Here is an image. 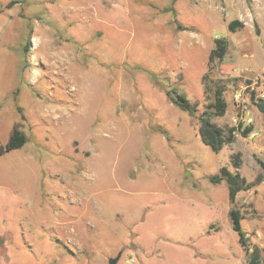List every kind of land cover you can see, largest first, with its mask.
<instances>
[{"label":"rangeland","instance_id":"1","mask_svg":"<svg viewBox=\"0 0 264 264\" xmlns=\"http://www.w3.org/2000/svg\"><path fill=\"white\" fill-rule=\"evenodd\" d=\"M214 85L227 110L212 123L252 127L219 152L199 135ZM250 92L264 99V0H0V145L26 138L0 155V264H247L233 209L264 264ZM222 167L239 175L233 203L211 181Z\"/></svg>","mask_w":264,"mask_h":264},{"label":"trees","instance_id":"2","mask_svg":"<svg viewBox=\"0 0 264 264\" xmlns=\"http://www.w3.org/2000/svg\"><path fill=\"white\" fill-rule=\"evenodd\" d=\"M12 3L8 7H11ZM241 27L240 22L233 21L227 26L228 31L234 33L237 28ZM228 42L223 38H217L214 40V47L211 50L208 57V71L214 69L215 63H220L224 60L227 54ZM250 84V81H247ZM209 93L210 103L206 107V112L200 117L199 125V135L202 142L208 146L214 152H219L223 147L231 144L235 140V132L239 131L243 137H246L251 131L252 127L241 129L239 127L230 128L224 131L222 128L218 127L216 124L212 123V119L223 117L227 110V104L224 99L225 88L221 85H214V88ZM207 93L206 89L204 91ZM250 101L256 107L259 113L264 115V99L257 98L255 92H250ZM172 103L179 107L183 111L192 112V105L181 95H178L176 99L171 98ZM26 143L25 136L15 127L10 135L7 143L5 145H0V155L9 153L21 149ZM234 168H238L239 161H237V156L233 157ZM211 181L215 184L225 182L228 186L229 200L231 203L234 202L236 195L242 190L240 185V179L238 174H232L226 167H222L219 170V174L211 178ZM244 183V181H241ZM230 220L233 232L238 237L239 244L244 247L247 254V264H260V254L257 249L252 250L249 253V248L247 246V240L241 226L242 215L238 210L230 211Z\"/></svg>","mask_w":264,"mask_h":264},{"label":"water","instance_id":"3","mask_svg":"<svg viewBox=\"0 0 264 264\" xmlns=\"http://www.w3.org/2000/svg\"><path fill=\"white\" fill-rule=\"evenodd\" d=\"M118 260H119V256H117L116 258L110 259L108 264H117Z\"/></svg>","mask_w":264,"mask_h":264}]
</instances>
